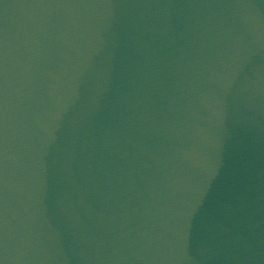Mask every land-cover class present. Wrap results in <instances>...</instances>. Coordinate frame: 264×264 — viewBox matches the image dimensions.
I'll list each match as a JSON object with an SVG mask.
<instances>
[{"label": "water", "instance_id": "1", "mask_svg": "<svg viewBox=\"0 0 264 264\" xmlns=\"http://www.w3.org/2000/svg\"><path fill=\"white\" fill-rule=\"evenodd\" d=\"M0 264H264V0H0Z\"/></svg>", "mask_w": 264, "mask_h": 264}]
</instances>
